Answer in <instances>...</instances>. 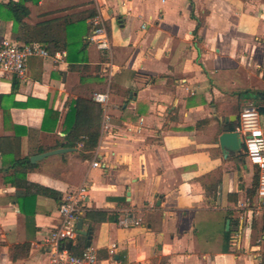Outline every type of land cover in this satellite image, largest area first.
I'll list each match as a JSON object with an SVG mask.
<instances>
[{"label":"crops","instance_id":"1","mask_svg":"<svg viewBox=\"0 0 264 264\" xmlns=\"http://www.w3.org/2000/svg\"><path fill=\"white\" fill-rule=\"evenodd\" d=\"M25 5L30 25L82 18L68 27L66 41L81 37L83 46L71 58L66 50L31 57L22 79L0 76V264H48L45 238L59 223L61 199L83 183L78 218L83 230L92 228L89 246L99 264H264L263 211L240 219L256 166L243 149L223 156L218 145L223 131L237 129L236 110L255 107L252 97L264 93V0ZM98 15L110 42L106 60L90 40ZM12 25L0 8V40L12 38ZM104 91L106 109L92 107L100 136L86 158L64 144L66 114L76 99ZM45 107L52 113L44 122ZM60 147L71 150L41 158L25 176L57 197L38 194L20 207L16 188L4 181L13 172L7 167L16 156ZM217 168L215 191L202 177ZM127 211L141 223L121 225ZM97 212L108 218L100 221ZM68 242L71 253L87 247L80 234Z\"/></svg>","mask_w":264,"mask_h":264},{"label":"built area","instance_id":"2","mask_svg":"<svg viewBox=\"0 0 264 264\" xmlns=\"http://www.w3.org/2000/svg\"><path fill=\"white\" fill-rule=\"evenodd\" d=\"M93 1L98 2L99 0ZM141 27L144 28L145 25L142 24ZM90 40L102 53L106 52L107 57H110L109 38L104 22L99 15L93 20ZM48 56L49 52L37 43H24L10 37H4L0 40V76L7 75L22 79L25 76L27 62L31 57ZM93 100L101 104L105 110L109 102L108 91L94 93ZM259 117L255 107L245 108L238 115L237 129L242 137L246 159L259 170L256 201L252 205H244L246 213L240 216L241 220H244L246 215H254L264 210V127L260 126ZM109 126V116L104 114L103 128ZM91 164L98 166V162L95 160ZM87 189V184L83 183L62 197L58 208L59 223L45 238L50 254L48 264H99L96 250L91 246L83 248L79 254H72L66 248V243L74 240L77 236L76 221L83 210ZM141 221L140 217H134L130 211H127L119 219V223L125 227L139 225ZM112 247H115V244H112ZM113 264L117 263L114 262Z\"/></svg>","mask_w":264,"mask_h":264},{"label":"trees","instance_id":"3","mask_svg":"<svg viewBox=\"0 0 264 264\" xmlns=\"http://www.w3.org/2000/svg\"><path fill=\"white\" fill-rule=\"evenodd\" d=\"M40 0H8L6 3H1L0 8H3L7 13L9 19L12 20V38L24 43H37L44 47L49 54H54L56 51L66 50L67 58H71V53H81L83 40L81 37L76 42H67L66 36L68 33V27L82 18L79 17H65L57 20H51L41 22L35 25L27 24L23 21L29 14V9L25 5L26 2H32L37 4ZM92 15V14H91ZM103 59H107V53H103ZM78 61H85L83 58L78 57ZM112 82H110V88H113ZM244 92V91H243ZM1 98V95H0ZM258 104L256 109L258 113H264L263 110L258 107L264 106V93L257 97ZM97 104L91 97L79 98L74 101L70 111L66 114L65 118V137L64 144L69 147H78L80 152L86 158H91L95 147L97 146L98 139L100 136V123L95 125L91 122L92 119V107ZM101 107L99 111L101 112ZM52 113L45 107L44 122ZM239 115V109L236 110ZM101 118V115H100ZM234 130V126H230L226 131ZM224 132V131H223ZM243 149V148H242ZM40 152V149L38 150ZM243 155L245 153L243 151ZM246 157V156H245ZM12 168L13 172L4 177V181L11 184L16 188L15 197L22 207V201L32 200L38 194L53 195L56 193L51 190L40 186L39 184L32 183L26 179V174L30 171H34L37 168V163L30 162L29 156L14 157L9 167ZM259 170L256 167L253 175V184L249 190L247 196L249 198L250 205L253 204V198L256 194L257 182H258ZM221 170L219 168L207 173L202 178L210 179V190L214 188L216 191L217 185L220 182ZM102 216L100 221L107 219V214L104 212H97ZM262 220L264 225V210L262 212ZM230 230L224 231L223 241L226 245L224 250L228 249L230 240ZM85 248L81 244V250ZM71 253V252H70ZM80 253V252H79ZM72 253V254H79Z\"/></svg>","mask_w":264,"mask_h":264},{"label":"water","instance_id":"4","mask_svg":"<svg viewBox=\"0 0 264 264\" xmlns=\"http://www.w3.org/2000/svg\"><path fill=\"white\" fill-rule=\"evenodd\" d=\"M259 109L264 111V106L258 107ZM218 145L220 147L221 153L223 156H227L230 152H239L243 148V141L239 130L235 129L232 131H224L218 136ZM67 150H71L69 148L60 147L57 149H53L50 151H45L42 153H38L30 156V162L34 163L41 158L51 155L65 152ZM229 220H226V229H228ZM83 220L82 218H78L76 221V230L77 234L83 235L87 238L86 246L90 245V240L92 236V228L90 230H83ZM71 246V242L66 243V248L69 249Z\"/></svg>","mask_w":264,"mask_h":264},{"label":"rangeland","instance_id":"5","mask_svg":"<svg viewBox=\"0 0 264 264\" xmlns=\"http://www.w3.org/2000/svg\"><path fill=\"white\" fill-rule=\"evenodd\" d=\"M244 102V101H243ZM242 102V105H244ZM252 104L256 107L257 104H258V100H257V97H252ZM259 120H260V126L261 127H264V113H260V117H259Z\"/></svg>","mask_w":264,"mask_h":264}]
</instances>
